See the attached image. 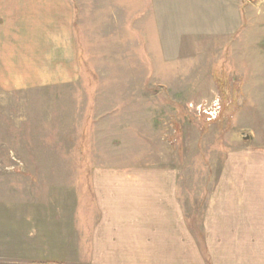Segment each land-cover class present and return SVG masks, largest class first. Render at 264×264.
<instances>
[{
	"label": "rangeland",
	"instance_id": "1",
	"mask_svg": "<svg viewBox=\"0 0 264 264\" xmlns=\"http://www.w3.org/2000/svg\"><path fill=\"white\" fill-rule=\"evenodd\" d=\"M93 168L175 169L200 264H264V0H0V264H94Z\"/></svg>",
	"mask_w": 264,
	"mask_h": 264
},
{
	"label": "crops",
	"instance_id": "2",
	"mask_svg": "<svg viewBox=\"0 0 264 264\" xmlns=\"http://www.w3.org/2000/svg\"><path fill=\"white\" fill-rule=\"evenodd\" d=\"M89 173L90 187L74 194L75 211L84 220L75 229V251L85 247L94 264L201 263L180 207L175 169L93 168Z\"/></svg>",
	"mask_w": 264,
	"mask_h": 264
},
{
	"label": "water",
	"instance_id": "3",
	"mask_svg": "<svg viewBox=\"0 0 264 264\" xmlns=\"http://www.w3.org/2000/svg\"><path fill=\"white\" fill-rule=\"evenodd\" d=\"M251 1H252V0H251ZM253 1H254V0H253ZM245 139H246V140H249V139H250V137H246Z\"/></svg>",
	"mask_w": 264,
	"mask_h": 264
}]
</instances>
